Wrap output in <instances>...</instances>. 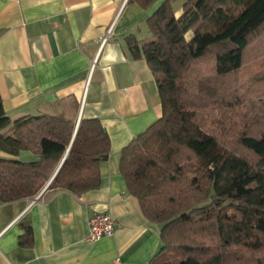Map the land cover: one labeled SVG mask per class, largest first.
Wrapping results in <instances>:
<instances>
[{
  "label": "trees",
  "instance_id": "obj_1",
  "mask_svg": "<svg viewBox=\"0 0 264 264\" xmlns=\"http://www.w3.org/2000/svg\"><path fill=\"white\" fill-rule=\"evenodd\" d=\"M146 24L150 37L129 33L125 43L149 66L161 115L122 147L119 170L144 216L160 226L148 264H264V129L255 128L264 113L240 126L237 94L223 84L264 26V0H184L178 16L172 0H162ZM109 149L97 118L11 119L0 98V151L35 155L0 156V202L34 198L47 183L40 196L95 188ZM22 227L18 242L28 246L31 228Z\"/></svg>",
  "mask_w": 264,
  "mask_h": 264
},
{
  "label": "crops",
  "instance_id": "obj_2",
  "mask_svg": "<svg viewBox=\"0 0 264 264\" xmlns=\"http://www.w3.org/2000/svg\"><path fill=\"white\" fill-rule=\"evenodd\" d=\"M162 0H0V98L11 119L50 114L97 118L109 137L97 187L76 195L0 202V264H148L160 226L141 211L119 170L120 152L161 115L154 76L125 38L151 36L146 19ZM174 15L181 13L179 6ZM192 32H186V39ZM32 159L29 150L17 156ZM107 212L113 233L88 239V218ZM23 224L32 242L19 244Z\"/></svg>",
  "mask_w": 264,
  "mask_h": 264
},
{
  "label": "rangeland",
  "instance_id": "obj_3",
  "mask_svg": "<svg viewBox=\"0 0 264 264\" xmlns=\"http://www.w3.org/2000/svg\"><path fill=\"white\" fill-rule=\"evenodd\" d=\"M184 0H172L173 9L181 7ZM203 64V65H202ZM201 65L204 67L205 63ZM211 67V56H210ZM224 85L227 90L233 94H237L234 100V106L240 107L241 114L238 116V120H242V116L245 115L244 122L240 126L244 127L247 123L249 125L251 119L254 120V116H261L264 113V26L259 31L255 32L250 38L248 48L244 55V62L242 67L232 74L225 77ZM214 102H210V112L214 111ZM210 115V119L216 116ZM218 114V113H217ZM220 119L224 116L220 115ZM259 127H255L257 130L264 129V123H258ZM241 151V148H239Z\"/></svg>",
  "mask_w": 264,
  "mask_h": 264
},
{
  "label": "built area",
  "instance_id": "obj_4",
  "mask_svg": "<svg viewBox=\"0 0 264 264\" xmlns=\"http://www.w3.org/2000/svg\"><path fill=\"white\" fill-rule=\"evenodd\" d=\"M114 224V219L107 212H93L88 218V239L96 240L111 235Z\"/></svg>",
  "mask_w": 264,
  "mask_h": 264
},
{
  "label": "water",
  "instance_id": "obj_5",
  "mask_svg": "<svg viewBox=\"0 0 264 264\" xmlns=\"http://www.w3.org/2000/svg\"><path fill=\"white\" fill-rule=\"evenodd\" d=\"M103 158H106V156H104ZM47 185H48V183H47ZM47 185L41 190V192L39 193V195L42 194V192L45 190V188L47 187Z\"/></svg>",
  "mask_w": 264,
  "mask_h": 264
}]
</instances>
